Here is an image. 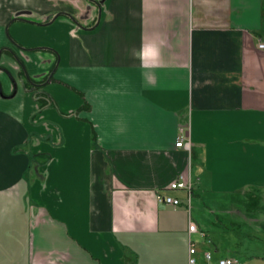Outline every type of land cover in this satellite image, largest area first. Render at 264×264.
<instances>
[{"label":"crops","instance_id":"obj_1","mask_svg":"<svg viewBox=\"0 0 264 264\" xmlns=\"http://www.w3.org/2000/svg\"><path fill=\"white\" fill-rule=\"evenodd\" d=\"M260 43L264 0H0V264H187L190 221L264 264Z\"/></svg>","mask_w":264,"mask_h":264},{"label":"built area","instance_id":"obj_2","mask_svg":"<svg viewBox=\"0 0 264 264\" xmlns=\"http://www.w3.org/2000/svg\"><path fill=\"white\" fill-rule=\"evenodd\" d=\"M258 48L264 49V44L260 43ZM185 139L182 138L178 142L175 143V148L177 149H186L189 150V144L185 143ZM171 191H179L183 190L188 193V197H191V185L188 183L186 178L183 175H180L173 183H171L168 187ZM156 201L158 203H163L169 205L173 208H177L180 206V201L178 199H174L172 197L164 196L161 192L156 193ZM190 205L188 206V208ZM198 233L197 226L194 222L190 221L188 226V257L187 264H199V260L197 258V249L195 247L194 242L191 239V235ZM203 260L205 264H213L212 263V254L210 252L203 253ZM216 264H237V261L232 258H221L217 261Z\"/></svg>","mask_w":264,"mask_h":264},{"label":"trees","instance_id":"obj_3","mask_svg":"<svg viewBox=\"0 0 264 264\" xmlns=\"http://www.w3.org/2000/svg\"><path fill=\"white\" fill-rule=\"evenodd\" d=\"M39 100L41 101V106H44L46 104L45 101H43V99L39 98Z\"/></svg>","mask_w":264,"mask_h":264},{"label":"rangeland","instance_id":"obj_4","mask_svg":"<svg viewBox=\"0 0 264 264\" xmlns=\"http://www.w3.org/2000/svg\"><path fill=\"white\" fill-rule=\"evenodd\" d=\"M189 204V203H188Z\"/></svg>","mask_w":264,"mask_h":264}]
</instances>
